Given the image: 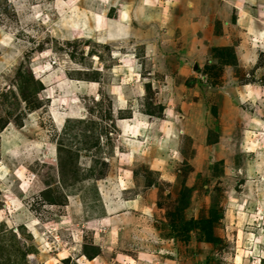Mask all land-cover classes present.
Returning <instances> with one entry per match:
<instances>
[{
	"label": "rangeland",
	"instance_id": "374dc122",
	"mask_svg": "<svg viewBox=\"0 0 264 264\" xmlns=\"http://www.w3.org/2000/svg\"><path fill=\"white\" fill-rule=\"evenodd\" d=\"M253 28L264 0H0V264H264Z\"/></svg>",
	"mask_w": 264,
	"mask_h": 264
},
{
	"label": "crops",
	"instance_id": "0c3cea01",
	"mask_svg": "<svg viewBox=\"0 0 264 264\" xmlns=\"http://www.w3.org/2000/svg\"><path fill=\"white\" fill-rule=\"evenodd\" d=\"M235 25H237V19H236V21L235 22H233ZM257 28H253V30H255L256 32H259V31H262V30H264V29H257ZM243 31H245V32H247V30H244L243 29ZM251 35H252V33H251ZM204 37H208V35H205L204 36V34H203V36L201 37L200 36V38H203V40H205V38ZM211 37L209 36V41L211 42V43H213V42H218V44H221V45H227V42H228V39H227V41L225 40V39H223L222 37H220V36H217V35H215V37H214V39H210ZM253 39L255 40L256 39V41H258L257 43H264V31L262 32V37H258V35H257V33L255 34V36H253ZM203 40H202V42H203ZM256 41L254 42V44L256 45L257 43H256ZM225 42V43H224ZM205 43H206V41H205ZM205 43H203V44H205ZM213 44H215V43H213ZM247 43H242V44H240V42H239V45L234 49V53L236 54V49L239 47V48H241V47H246L245 49L247 50V52L248 51H250L253 47L252 46H250V44L247 46L246 45ZM202 45V44H201ZM237 57V60L240 62V63H243V64H245L246 63V60L248 59V58H250V59H252L251 58V55H250V53H248V54H246V55H243L242 54V52H241V56H236ZM244 58V59H243ZM245 62V63H244ZM239 66H241V65H239ZM244 67V66H243ZM225 80V79H224ZM229 81V80H228ZM225 82V81H224ZM230 82V81H229ZM225 84H227V81L225 82ZM258 87L257 86H255V85H252V83L250 82V83H246V84H244L243 86L241 85L240 86V90H238L239 92H242V94H241V96L242 97H240L241 99H245V100H249V101H252L253 99H254V97H256V93L255 92H258ZM232 91V90H231ZM247 92H249V95L250 96H247L248 94H247ZM252 92H254V96H253V93ZM119 110H121V109H119ZM130 110H132V109H130ZM162 110H164V108L162 109ZM165 112V111H164ZM164 112H162L161 113V117L160 118H163L164 117ZM130 115L131 116H128L127 118H125L126 120L125 121H129L130 122V125L127 127L128 129H127V134L126 135H124V136H126V137H129V136H132L133 138L135 137V140L136 141H138L139 143L140 142H143V137H144V135L142 134V131H143V128H144V126H142L143 124H140V122H138V121H140L141 119H143V121H144V118L146 117V115H147V117H150L151 115H149V114H147V112H137V113H135V112H133V111H130ZM165 114H166V112H165ZM141 115V116H140ZM120 129V128H119ZM147 129V128H146ZM120 131H122L121 129H120ZM135 132H136V134H135ZM133 133V134H132ZM135 134V135H134ZM132 141H134L133 139H132ZM131 148V147H130ZM129 148V149H130ZM133 156H135V154H133ZM141 194H140V196L138 195V198H135V199H130V200H128V204L131 206L130 208H132V204H133V201L134 200H138V202L139 201H141L142 202V200H141ZM151 201H153V200H151ZM143 204H144V202H142L141 204H139V207H144L143 206ZM145 205V204H144ZM146 206V205H145ZM145 208V207H144ZM148 209L149 208H151L150 206H148L147 207ZM147 208H145V210L147 209ZM148 217V216H147Z\"/></svg>",
	"mask_w": 264,
	"mask_h": 264
},
{
	"label": "bare ground",
	"instance_id": "6f19581e",
	"mask_svg": "<svg viewBox=\"0 0 264 264\" xmlns=\"http://www.w3.org/2000/svg\"><path fill=\"white\" fill-rule=\"evenodd\" d=\"M121 12V11H120ZM119 20L123 22V20L127 21V14L125 12V10H123L120 14ZM62 86V85H61ZM122 120H119V122H121ZM124 122V121H123ZM163 142V141H162ZM161 146V145H160ZM126 187V186H125Z\"/></svg>",
	"mask_w": 264,
	"mask_h": 264
},
{
	"label": "trees",
	"instance_id": "16d2710c",
	"mask_svg": "<svg viewBox=\"0 0 264 264\" xmlns=\"http://www.w3.org/2000/svg\"><path fill=\"white\" fill-rule=\"evenodd\" d=\"M149 114H151V113H149Z\"/></svg>",
	"mask_w": 264,
	"mask_h": 264
}]
</instances>
